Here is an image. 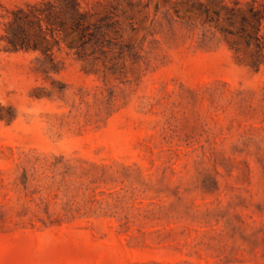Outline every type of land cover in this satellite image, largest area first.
Returning <instances> with one entry per match:
<instances>
[{
	"label": "rangeland",
	"instance_id": "obj_1",
	"mask_svg": "<svg viewBox=\"0 0 264 264\" xmlns=\"http://www.w3.org/2000/svg\"><path fill=\"white\" fill-rule=\"evenodd\" d=\"M197 1L79 0L106 45L54 32L58 71L0 50V264H264V20Z\"/></svg>",
	"mask_w": 264,
	"mask_h": 264
},
{
	"label": "trees",
	"instance_id": "obj_2",
	"mask_svg": "<svg viewBox=\"0 0 264 264\" xmlns=\"http://www.w3.org/2000/svg\"><path fill=\"white\" fill-rule=\"evenodd\" d=\"M215 8L202 1H197L200 12L209 15L210 12L220 16L221 11L225 13L226 19L231 20L236 11L240 12V27L237 31L239 36L247 38L249 43L257 48L263 47L260 34V24L264 20V5L261 9L253 4L247 6V13L239 6L231 7L225 2L217 1ZM251 20H249V18ZM3 33L0 40L4 41L0 50H38L43 59L37 57L41 62L42 71H58L57 62L53 56V48L60 47L59 39L53 36L54 32L65 33L69 31L74 34L77 44L68 45L79 49L90 47L93 53L96 47L104 46L107 30L111 28L109 15L102 14L96 17L95 13L84 9L79 0H37L24 6L17 5L5 12L0 11ZM79 55V54H78ZM81 56V55H79ZM254 65L255 60L250 62Z\"/></svg>",
	"mask_w": 264,
	"mask_h": 264
}]
</instances>
